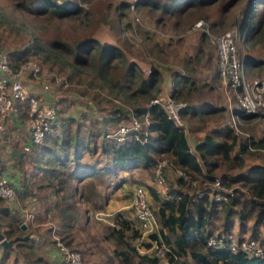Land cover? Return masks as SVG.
<instances>
[{
    "label": "trees",
    "instance_id": "trees-1",
    "mask_svg": "<svg viewBox=\"0 0 264 264\" xmlns=\"http://www.w3.org/2000/svg\"><path fill=\"white\" fill-rule=\"evenodd\" d=\"M180 1L182 0L165 2L138 0L137 6L148 4L151 8L167 11ZM183 1L194 3L199 7L207 4V0ZM15 3L17 6H22L29 14L46 15L50 18L74 17L85 11L76 0L61 2L15 0ZM121 4L127 6L128 2L123 1ZM260 8L263 9L260 10ZM241 13L239 31L247 38L259 31L260 25L264 23V0H248L241 8ZM8 21V17L0 8V26L8 24ZM23 27L21 24L18 30H23ZM29 35L31 34L28 33ZM6 52L8 62L13 69H18L24 62L34 60L35 56H42L46 61L52 64L57 63L61 68L68 67L78 75L89 74L92 79H87L85 86L79 85L78 82L73 85L77 97L89 100L79 116H69L68 106L64 103L63 106H66L63 107L61 104L64 102V97L56 100L61 104L58 124L54 126L52 132L46 134L42 143L33 144L30 141L28 127L32 117L29 113L28 97L15 101L17 111L14 115L19 123L16 126H10L8 120L10 116L4 126V131L8 130V134L10 130L18 129L19 131L20 127L26 130L27 149L23 152V159L28 162L36 161L35 167L43 172L47 178V185L51 186L58 195L55 208L62 218L64 230H68V234L64 237L61 233V238L67 246H71L72 242L71 239L66 238L71 236L72 229L79 225L80 218L79 200L72 199V193L77 190L72 183L73 180L97 178L107 185L106 177L110 176L116 178L115 184H118L125 179L123 176L117 178L118 173L134 168L146 169L155 179L154 165L159 159L166 158L170 163L165 169L166 179L169 182L167 191L178 195L179 199H169L165 194L166 190L162 197L153 187L146 186V188L139 182H134L133 188L141 185L146 188L148 196L149 194L152 196L154 206L149 201L156 215L158 228L149 234V238L151 241L162 240L169 250L164 258L156 257L153 250L139 252L138 247L142 246L146 249L151 242L144 241L138 246L137 240L141 236L138 219L136 217L129 219L118 213L114 217V224L108 226L105 234L106 238L115 241L113 255L127 262L133 254L138 256L143 264H160L161 260H164L166 264H264V254L262 257L249 256L240 250L211 247L206 244L209 236L233 229L234 220H238L241 228L251 220L253 222L251 235L259 238L264 247V232H258L259 226H262L264 231V161L247 164L245 159L250 153L255 154V150L264 149V135L259 138L245 137L241 140L231 126H216L205 132L203 138L196 144L195 152L192 151L185 131L175 124L160 104L151 103L155 97L162 99L165 97L162 95L161 71L153 67L147 76L144 75L142 73L144 66L135 60L128 59L119 46L114 43H103L95 36L82 39L74 45V48L57 41L42 44L29 42L25 47L12 48ZM250 61L247 59L246 63ZM119 63L124 66L123 73L117 75L112 81L107 76L108 72ZM71 77V75L65 77L68 83H70L69 80L73 81ZM174 77V89L171 96L177 100L182 98L188 100L194 88V81L182 73ZM46 81L55 84L58 90L71 91L70 84L64 87L63 84L55 83L53 79ZM95 87L107 89V93L113 96H102L98 90L93 92ZM124 104H128L129 108ZM218 111L217 107L208 104L198 108L186 105L180 110V115L182 119L187 118L190 122L197 119L200 124L196 127H201L209 117L214 115L213 113ZM236 111L242 118L251 117L244 114L240 106ZM146 113H148L147 122L143 117ZM133 115L144 122L146 129L144 143L134 139L121 142L108 136L120 122L128 121ZM72 125L75 126L71 131ZM8 134L0 136V142L7 138L14 145L18 144L16 140L19 138L18 134H15L14 141L13 136ZM96 151H99L98 157L94 156ZM86 153L90 159L103 161L102 165L98 167L94 160H84L83 155ZM46 158L48 166L44 164ZM237 169L239 171L235 173ZM168 170L172 171V178ZM176 170H181L186 178L178 175ZM219 172H221L219 179L223 186L239 185L235 188V194L230 196L229 201L221 207H218L217 201L212 198L211 189L207 188L203 195H198V191L204 188L203 182L214 181ZM5 173V162L0 159V175H6ZM193 182L195 186L192 185ZM12 185L15 187L19 200H23L29 195V190L31 191L29 184L25 181H22L21 187ZM119 185L122 186L121 183ZM94 187L95 184L91 180L84 183L79 189V196L83 199V190L88 188L89 191H93ZM240 187L244 190H240ZM221 213L224 214L225 219L218 224ZM1 217L7 220V224L5 223L7 228L4 230L8 235L7 238L13 237L16 246L29 238V234L24 236L26 231H21L19 210L12 208L0 197ZM48 229L50 230L51 226H48ZM8 249L9 246L3 249L0 264H5L4 255ZM29 252L33 255L34 264H51L42 256ZM56 264H59V260Z\"/></svg>",
    "mask_w": 264,
    "mask_h": 264
},
{
    "label": "rangeland",
    "instance_id": "rangeland-1",
    "mask_svg": "<svg viewBox=\"0 0 264 264\" xmlns=\"http://www.w3.org/2000/svg\"><path fill=\"white\" fill-rule=\"evenodd\" d=\"M58 1L61 2L63 0ZM76 1L85 10L80 15L74 17L50 18L46 15H33L27 13L22 6L16 5L15 0H0V8L9 19L7 22L8 24L0 26V49L7 51L12 48L25 47L29 42H38L42 44L47 42L51 43L52 41L61 42L66 46L69 45L74 48L77 42L91 36H101V38L108 37L111 41L114 38L123 47L124 53L128 59L135 60L140 64L149 63V70L147 66H144L142 69V73L146 76L151 72L152 66L156 67L160 62L162 63L169 60L168 62L170 63V67L163 68V73L161 72L162 75L167 73L173 74L176 70H180L174 66L183 64L182 66L188 69L186 73L191 75L189 78L194 81V88L192 93L188 96V100L182 98L178 99L179 101L186 103L194 102V105L197 107L202 106L204 103L212 105L222 104L226 106L227 102L228 106H232L236 104V99L230 91L228 92L229 98L215 97L219 96L220 91H215L214 87L217 86L218 88L220 84L216 85L217 81L215 80L216 78H214L216 75L215 71L213 70V72L209 73L207 70V68L211 69L215 66V60L212 58L215 47L209 40L210 37L201 30L197 31V34H192L190 36L183 35L192 31H188L190 24L199 19H203L208 22L213 35L222 34L227 30L233 31L234 33L236 32L235 41L242 53L247 77L250 79L254 76L264 77V74L262 76L259 75L260 72L264 70L262 69L264 68V23L260 25L261 28L259 31L247 38L245 35H241L239 31V22L242 16L241 8L245 6L248 0H207V4L202 7L182 0L174 4L173 9L168 12L154 7L151 8L148 4L138 5L134 11H131L128 6L124 7V4H121V2H127V0ZM157 1L165 2L167 0ZM119 5L121 8L122 6L124 8L119 9ZM262 9L263 8H260V10ZM21 24H23L24 27L23 30L20 31L18 28ZM28 33L31 35L28 36ZM163 45L166 47L168 45L169 50H171V55H169L168 58L166 56H160L161 52H159V50H164ZM178 51L184 52L180 55L183 58L179 57ZM166 58L168 60H166ZM33 59L40 64L42 63L41 66L44 70L48 68L52 70V72H56L66 78L69 75L72 76L71 78L73 81L69 80L71 91H62L59 89L58 91L60 93L54 96V98L58 100L61 99V94H76L73 86L75 82L85 86L87 79H91L89 74L82 73V75H78L72 69H68V67L61 68L57 63L52 64L46 61L42 56H35ZM247 59L251 60L249 62L250 64L246 63ZM187 61L190 67L193 66L195 68H188L189 66L185 63ZM155 62L159 64H154ZM123 70L124 66L119 63L117 67L113 66L110 68L107 76L113 81L117 75L123 73ZM95 82L97 81L95 80ZM211 84L215 85L212 90L209 88ZM52 86L58 89L55 84H52ZM97 90L102 96H113L107 93V89L95 87L92 91L95 92ZM221 90L226 96L227 93L224 88ZM119 99L121 100V98ZM83 102L87 103L89 101L84 99ZM61 104L63 106L64 103ZM93 105L94 107L96 106L95 103ZM124 105L128 107V104ZM65 106L66 105L63 107ZM222 116H225L222 112L215 113V115L209 117L205 123L209 121V125H229L234 129L241 140L245 137L259 138L264 135L263 115L242 118L231 114L228 115L229 117L227 119L224 117L222 118ZM192 122L194 125L200 124L197 119ZM5 144H10L11 146L13 142L7 140ZM254 153L255 154L250 153L245 157L247 164L264 161V149L255 150ZM238 171L239 169L235 170V173ZM147 173L145 171L143 173L137 172L135 176L140 178L143 174H146L150 179H154L149 171ZM220 173L221 172L218 173L217 178H220ZM134 185L135 184H132V182L127 183L124 189L117 191L118 196L113 195L112 198H110V201L115 203V205H111V218L115 216L116 210L121 204L131 201V190ZM238 186V184H233L227 187L233 193L232 196L235 194V188H238ZM102 188L101 190L103 193L101 194L103 195L106 191ZM240 190L244 189L240 187ZM90 201L93 210L89 215H84L83 225L75 231L76 243H72L71 245L82 252L84 264H108L110 261L111 263L109 264H143L139 261V257L133 254L127 262L113 255L112 248L115 246V241L105 237L108 227L102 225L101 220H98V218L102 219L103 217H94L95 211L98 210L96 206L101 204L99 203L100 198L94 197L91 198ZM152 204L154 206L153 202ZM126 216L129 215L126 213ZM224 219V214L221 213L217 223L220 224ZM50 220L52 224H57L58 226L56 217H51ZM5 223L7 224V220L1 217L0 235L2 233L8 237L4 232L7 228ZM252 223L250 225L251 229ZM261 229L262 226H259L258 230H260V232ZM236 232L239 233V230H236ZM251 233V230H248L245 232V235ZM15 249L19 250V246H16L14 250ZM2 254L1 252L0 257ZM14 256L15 252L8 253L7 260L9 263L12 262ZM163 261H160V264H166V262ZM189 261L191 262V259H189ZM8 262L6 261V264H9Z\"/></svg>",
    "mask_w": 264,
    "mask_h": 264
},
{
    "label": "built area",
    "instance_id": "built-area-1",
    "mask_svg": "<svg viewBox=\"0 0 264 264\" xmlns=\"http://www.w3.org/2000/svg\"><path fill=\"white\" fill-rule=\"evenodd\" d=\"M138 0H127L128 8L134 11L137 7ZM194 29H202L209 36V40L215 47L216 67L218 76L222 79L229 91L234 95L237 104L242 108L243 113L251 116H264V77H247L243 56L240 52L233 31L227 30L219 35H213L211 28L203 19L194 21L188 31ZM149 70V68H148ZM37 80L44 78L55 83L63 84L64 87L69 85L68 80L58 73L52 72L48 68L44 70L42 66L34 61L29 60L22 63L18 69H13L9 62L7 52L0 50V136L4 131L5 121L12 115L16 114L17 107L15 101L23 100L28 97L30 105V116L32 117L28 131L30 141L33 144L42 143L46 134L54 130V126L58 124V119L61 110V104L53 99L48 105L43 106L34 95H30L26 86L23 83V76ZM151 103L160 104L166 111L167 115L175 122L176 125L185 128L184 120L180 115V110L186 106V102L174 99L171 95L165 96L163 99L155 97ZM144 121L147 122L148 113L144 114ZM146 129L144 122L137 116L133 115L128 121L120 122L113 132L108 136L115 138L117 141H126L128 139L138 140L142 143L146 141ZM166 158L159 159L153 167L156 182L163 185L166 190V196L169 199L177 200L179 196L174 193H168L167 189L169 182L166 179L165 169L169 165ZM176 173L183 178L186 175L181 170H176ZM204 188L198 191L201 196L207 188L211 189L212 198L217 201L218 207L229 201L232 192L229 188L222 185L219 178L214 181H204ZM195 186V182L192 183ZM131 205L134 209L135 217L138 219L141 229V236L138 239V245L144 241H150L151 245L145 249L146 252L153 250V253L158 258H164V255L169 250V247L162 241H157L149 238V234L158 228L156 215L149 201L148 192L145 187L138 185L131 191ZM0 197L8 203L12 208L19 210L20 224L37 225L36 213L22 206L17 197L15 187L10 183L7 175H0ZM51 216L48 213L45 225L51 226V234L55 239L56 246L60 253L59 264H84L82 252L72 246H67L60 238L56 231V226L50 220ZM7 239L1 233V241ZM206 244L211 247H227L231 250H240L249 256L262 257L264 247L260 243V239L253 237L251 234L237 233L233 228L226 232L211 235L207 238ZM143 251V252H145Z\"/></svg>",
    "mask_w": 264,
    "mask_h": 264
},
{
    "label": "crops",
    "instance_id": "crops-1",
    "mask_svg": "<svg viewBox=\"0 0 264 264\" xmlns=\"http://www.w3.org/2000/svg\"><path fill=\"white\" fill-rule=\"evenodd\" d=\"M125 7V5H123ZM119 5L118 8L119 9H123L124 7ZM173 9V8H172ZM170 9V10H172ZM169 10H167L168 12ZM191 25V24H190ZM202 31V29H194L188 33H185L183 35L185 36H190L192 34H197V31ZM203 32V31H202ZM98 39H100L103 43H114L117 46H119L123 51V47L113 38V40L111 41L110 38L108 37H103L101 38V36H95ZM164 46V50L161 51L159 50V52H161L160 56H166L168 58L170 54L169 50V46L167 45V47L165 45ZM184 52H179V57H181L180 55H182ZM173 56V53H172ZM164 58V57H163ZM166 58V60H168ZM212 58H214L215 60V66H213L211 69L207 68L208 72H213V70L215 71L216 75L214 76V78H216L215 81L216 85L220 84V87L217 88V86L211 84L209 86L210 90L213 89L217 91H220L219 96H215L216 98H229L228 92L229 89L226 85V83L219 78L218 74H217V68H216V56H215V52L213 51L212 53ZM184 60V59H182ZM169 61V60H168ZM168 61H164V62H160L157 63L155 62L154 64H159L158 66H156L155 68H158L161 72L163 71V68H167L170 67V63ZM187 65L189 64L188 61L185 62ZM250 64V63H249ZM142 66H147L149 63H144L141 64ZM183 64L179 65L177 64V66H174L175 68H178L180 70H176L173 74H163V81L161 82V88H162V95L163 96H167V95H171L172 91L174 89V82H175V75L178 73H182V74H186L187 76H191L190 74L186 73V70L184 66H182ZM190 65V64H189ZM188 65V66H189ZM251 65H257V64H251ZM152 66V64H151ZM162 66V67H161ZM154 67V66H152ZM146 68V69H147ZM188 68H192L194 69L195 67H188ZM264 69V68H262ZM163 73V72H162ZM264 74V70L262 72H260V76H262ZM212 76V78H213ZM218 78V79H217ZM23 83L27 88V91L30 94H33L34 96H36V98L39 100V102L43 105L46 106L48 105L50 102L53 101L55 94L60 93L58 91L57 88H53L52 84L49 81H46L42 78H39L37 80H34L32 78H30L29 76H23ZM226 91L227 95L225 96L222 92L221 89H223ZM62 97H64V102L67 106H68V113L69 116H74L77 117L79 116L81 113V110L85 109L84 106L89 103V102H83L84 99L88 100L87 98H79L77 97V95H66V94H61ZM89 101V100H88ZM228 101V100H227ZM212 105L209 103H204L203 105ZM186 105H191L195 108H198L197 106L194 105V102H187ZM215 106L219 109L218 112L215 113H219L222 112L225 116H222V118L224 117L225 119H227L229 116L228 115H233V116H237L240 117L241 115H239L240 113L237 112V108L239 107V105L237 104H233V108L232 106H228V102L226 104V106H223L222 104L220 105H212ZM201 107V106H200ZM215 113H213L215 115ZM217 119V118H215ZM9 124L10 126H16L19 121L18 118L15 115H12L9 119ZM184 120V124H185V128H183V130L185 131V134L187 136L188 139V143L190 146V149L192 151L195 152V146L196 144L203 138L205 132L207 130L213 129L214 127H216V124H211L209 125V121L206 122L204 124V126H199L196 127V125L193 124V122H190L187 118H183ZM219 124V123H217ZM224 125V124H222ZM75 125L71 126V131L74 129ZM220 126V125H219ZM19 128V127H18ZM5 130V129H4ZM5 132V133H4ZM18 134L19 138H16V140H18V144L13 143V145L10 146V144H5L7 142V140L9 141V139H3V141L0 142V159H2L5 162V171H6V175L9 178L10 182L12 184H14L17 187H21V183L22 181H25L29 184V187L31 188V191L29 190V195L25 196L23 198V200H20L21 205L22 206H26L27 208L33 210L36 213V220H37V225H28L26 226V228L23 230L21 229L22 232L25 235L29 234V238L26 239V241H23V243H21V245H19V250L15 249L16 248V243L14 241V243L12 244V246H9V249L7 251V253L4 255V261L6 264V261L8 262V253L11 252H15V256L14 259H12V262H8L9 264H34L32 262L33 260V255L29 252L31 251L33 254L35 255H40L42 256L45 260H47L48 262H50L51 264H56V262L59 260V251L58 248L56 246V242L55 239L52 237L51 234V229H48V226L44 224V222L47 219V214L49 213L51 217H56V219L58 220V226L57 224H55L56 226V231L59 235V238L64 242V240L61 238L63 233V237L66 236L68 234V230H64V224L62 221V218L60 217L59 211H57V208H55V204H57V200H58V195L54 192V190L52 189L51 186L47 185V178L46 176L43 175V172L38 170L35 166H36V161L32 160L31 162L26 161L24 158V150L27 149V132L24 129H21V127L18 129H14L13 131H9V134L11 136H13V141L15 138V134ZM8 134V130L3 131L1 133V137H3V135H7ZM8 134V135H9ZM20 135V136H19ZM4 149V150H3ZM98 157L99 155V151H96V154L94 155L95 157ZM83 159L84 160H94L95 158L90 159L89 155L86 153L83 155ZM103 161H99L96 160L95 163L96 165L99 167L102 165ZM44 164L45 166H48V160L47 158L44 159ZM148 172L146 169H141V168H134L130 171H122L118 173V177H125V179H123V181H121L120 183L122 184L119 185L115 184V179L114 177H110L107 176L106 180L108 182L107 185L101 183L97 178H84L81 180H73L72 183L74 186L77 187V190L75 192L72 193V199L75 198L76 200L78 199V207H79V214H80V218H79V225L77 227H75L74 229H72L71 232V236H68V238L66 239H71V242L74 244L76 243L75 240V231L77 230V228H79L80 226L83 225V218L84 215H89L91 213V211L93 210V208H91V198L94 197H98L100 198L99 203H101L99 206H96V208H98L97 211H95L94 217L98 218V216H102L101 220L102 225L105 226H111L114 224V217L112 216V212H111V205H115V203L113 201H110L112 198V196L117 195L118 190L124 189L126 187V184L129 182H132V184H134V182H140L141 185L143 186H151L154 188V190L163 197L164 192H165V188L163 185L159 184L158 182L155 181V179H150L147 173L143 174L140 178L136 177V173L137 172ZM169 171V176L172 178L173 174L171 170ZM174 173V172H173ZM135 177V178H133ZM92 181L95 184V187L93 189V191H89V189L85 188L84 191V195H83V199L81 198L82 196H79V189H81L83 187L84 183H87L88 181ZM123 182V183H122ZM103 187V188H102ZM146 187V188H147ZM102 189H104L106 191L105 194H101ZM103 190V191H104ZM100 194V195H99ZM80 198V199H79ZM149 200L151 202L154 203V200L152 198V196L149 194ZM86 205V206H85ZM52 208V209H49ZM117 212L116 214H122L123 216L129 218V219H134L135 215L133 212V208L131 205V201L125 202L124 204H121V206L119 208H117L116 210ZM51 212V213H50ZM129 212V213H128ZM127 215L129 216H126ZM252 221H248L245 225V227L241 228L239 226L238 220H234V229L235 230H239V233H245L248 230L252 229L250 227ZM59 227V228H58ZM258 232H260V230H258ZM261 232L263 233V228L261 229ZM13 239V238H12ZM55 243H54V242ZM137 244H138V240H137ZM31 245V247H29ZM139 246V245H138ZM5 247L0 246V253H3V249ZM113 249V248H112ZM139 252H143L145 251V249L140 246L138 247ZM3 255V254H2ZM1 255V256H2ZM28 256V257H27ZM110 259V258H109ZM163 261V260H161ZM165 262V261H163ZM111 263L108 262V264ZM107 264V263H106Z\"/></svg>",
    "mask_w": 264,
    "mask_h": 264
},
{
    "label": "water",
    "instance_id": "water-1",
    "mask_svg": "<svg viewBox=\"0 0 264 264\" xmlns=\"http://www.w3.org/2000/svg\"><path fill=\"white\" fill-rule=\"evenodd\" d=\"M21 229H25L26 225L24 223L20 224ZM14 243V239L12 238H7L1 241V245L3 247H8V246H12V244Z\"/></svg>",
    "mask_w": 264,
    "mask_h": 264
}]
</instances>
